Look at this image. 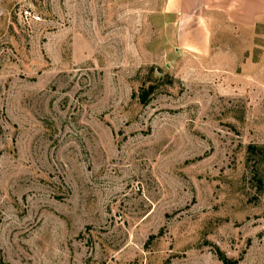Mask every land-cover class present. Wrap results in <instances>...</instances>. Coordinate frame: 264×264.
<instances>
[{
  "label": "rangeland",
  "instance_id": "rangeland-1",
  "mask_svg": "<svg viewBox=\"0 0 264 264\" xmlns=\"http://www.w3.org/2000/svg\"><path fill=\"white\" fill-rule=\"evenodd\" d=\"M164 3L0 0V264H264V22Z\"/></svg>",
  "mask_w": 264,
  "mask_h": 264
},
{
  "label": "crops",
  "instance_id": "crops-1",
  "mask_svg": "<svg viewBox=\"0 0 264 264\" xmlns=\"http://www.w3.org/2000/svg\"><path fill=\"white\" fill-rule=\"evenodd\" d=\"M165 11L178 23L184 45L203 51L211 36L209 18L221 14L236 29L264 22V0H165Z\"/></svg>",
  "mask_w": 264,
  "mask_h": 264
},
{
  "label": "trees",
  "instance_id": "trees-1",
  "mask_svg": "<svg viewBox=\"0 0 264 264\" xmlns=\"http://www.w3.org/2000/svg\"><path fill=\"white\" fill-rule=\"evenodd\" d=\"M155 88H156L155 84H150L146 89H141L138 95L139 102L142 104H147L149 100V96L154 92ZM248 148L250 152H254V153L261 151L260 148L253 146V145H249ZM214 252L217 255V258L223 264H237L238 263V259H230L226 257L224 253L218 247L214 248Z\"/></svg>",
  "mask_w": 264,
  "mask_h": 264
},
{
  "label": "built area",
  "instance_id": "built-area-1",
  "mask_svg": "<svg viewBox=\"0 0 264 264\" xmlns=\"http://www.w3.org/2000/svg\"><path fill=\"white\" fill-rule=\"evenodd\" d=\"M20 16L23 19V21L29 25L31 23H37L42 21L41 16L37 12H34L30 7L23 9L21 11Z\"/></svg>",
  "mask_w": 264,
  "mask_h": 264
}]
</instances>
